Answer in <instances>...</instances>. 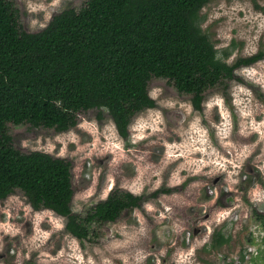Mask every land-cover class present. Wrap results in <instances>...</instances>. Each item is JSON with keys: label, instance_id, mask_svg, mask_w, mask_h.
I'll return each instance as SVG.
<instances>
[{"label": "rangeland", "instance_id": "1", "mask_svg": "<svg viewBox=\"0 0 264 264\" xmlns=\"http://www.w3.org/2000/svg\"><path fill=\"white\" fill-rule=\"evenodd\" d=\"M10 1L19 26L36 32L87 0ZM199 25L228 64L264 51V0H211ZM236 76L205 92L201 112L166 79H151L155 107L132 119L127 138L106 111L79 114L63 133L7 124L21 152L71 163L76 213L114 190L171 191L82 242L65 231L63 217L34 211L16 191L0 201V264H264V59Z\"/></svg>", "mask_w": 264, "mask_h": 264}, {"label": "trees", "instance_id": "2", "mask_svg": "<svg viewBox=\"0 0 264 264\" xmlns=\"http://www.w3.org/2000/svg\"><path fill=\"white\" fill-rule=\"evenodd\" d=\"M210 1L87 0L27 32L13 3L0 0V201L19 191L34 211L63 217L65 231L82 242L96 241L104 225L147 198L170 193L114 190L84 215L76 213L71 163L21 152L7 124L63 133L77 125L79 114L106 111L118 135L127 138L132 119L155 107L148 93L153 78L166 79L201 112L205 92L238 80L237 70L264 59V51L232 64L225 61L226 50L218 56L199 25ZM216 239L217 245L225 240L220 234Z\"/></svg>", "mask_w": 264, "mask_h": 264}]
</instances>
